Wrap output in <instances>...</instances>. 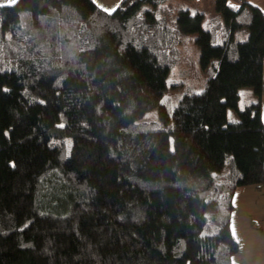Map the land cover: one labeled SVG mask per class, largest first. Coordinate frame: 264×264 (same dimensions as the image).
Masks as SVG:
<instances>
[{"label":"trees","instance_id":"obj_1","mask_svg":"<svg viewBox=\"0 0 264 264\" xmlns=\"http://www.w3.org/2000/svg\"><path fill=\"white\" fill-rule=\"evenodd\" d=\"M168 2L0 4V264H239L234 195L264 184V8L215 0L204 26ZM194 32L205 85L174 104Z\"/></svg>","mask_w":264,"mask_h":264},{"label":"rangeland","instance_id":"obj_2","mask_svg":"<svg viewBox=\"0 0 264 264\" xmlns=\"http://www.w3.org/2000/svg\"><path fill=\"white\" fill-rule=\"evenodd\" d=\"M252 2L264 8V0H252ZM168 5L174 9V18H176L178 14L177 8L180 7H188L192 12L203 11L206 16L204 26L207 24V19L222 18L216 9L215 0H169ZM197 35L198 33L194 32L186 36L184 43L181 45L182 61L175 65L168 77L169 89H167L165 96H173L174 99L172 102L174 104L176 99L181 96L185 90L190 88L202 89L205 85L206 76L199 62L201 49L195 42ZM247 35L248 32L246 30L243 38L247 37ZM172 83H176L177 85L173 87L171 86ZM239 92L240 109H243L245 105L256 99L254 89L251 86L241 87ZM262 109H264V90L262 94ZM228 112L230 119L238 118L237 109L230 107ZM146 115L152 116L154 113L151 110ZM254 187L257 188L255 185Z\"/></svg>","mask_w":264,"mask_h":264},{"label":"crops","instance_id":"obj_3","mask_svg":"<svg viewBox=\"0 0 264 264\" xmlns=\"http://www.w3.org/2000/svg\"><path fill=\"white\" fill-rule=\"evenodd\" d=\"M14 1L0 0V4ZM120 1L98 0V4L103 8L113 9ZM262 115L264 119V109ZM255 186L257 188L248 185L234 195L235 208L231 226L241 247L233 259L239 264H264V184Z\"/></svg>","mask_w":264,"mask_h":264},{"label":"snow or ice","instance_id":"obj_4","mask_svg":"<svg viewBox=\"0 0 264 264\" xmlns=\"http://www.w3.org/2000/svg\"><path fill=\"white\" fill-rule=\"evenodd\" d=\"M93 2H94V3H98V0H93ZM117 6H118V5H117ZM230 6H231V5H230ZM103 10L106 11V12H108L109 14H111L112 11H115V8H113V9H106V8H104ZM241 95H243V94H241Z\"/></svg>","mask_w":264,"mask_h":264}]
</instances>
